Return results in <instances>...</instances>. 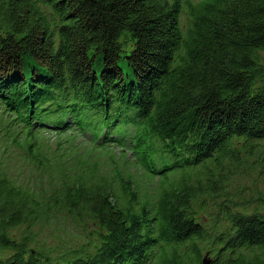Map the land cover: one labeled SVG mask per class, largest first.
I'll return each instance as SVG.
<instances>
[{"label":"trees","instance_id":"16d2710c","mask_svg":"<svg viewBox=\"0 0 264 264\" xmlns=\"http://www.w3.org/2000/svg\"><path fill=\"white\" fill-rule=\"evenodd\" d=\"M4 137L0 264H264V204L190 183L264 149V0H0Z\"/></svg>","mask_w":264,"mask_h":264},{"label":"rangeland","instance_id":"374dc122","mask_svg":"<svg viewBox=\"0 0 264 264\" xmlns=\"http://www.w3.org/2000/svg\"><path fill=\"white\" fill-rule=\"evenodd\" d=\"M40 134L44 140L55 139L53 132L43 131ZM111 148L117 151L115 147ZM22 154V148H17L10 139L0 138V166L6 168L9 174L18 178L20 182L30 178L29 169L23 166ZM230 159H233L234 165ZM230 159H225L219 173L214 172L212 179L215 183H206L201 173L196 178L192 177L190 181L192 185L199 186L196 179L201 182L202 188L198 199L208 210L216 209L223 202L229 204L241 202L247 207L259 206L258 203L264 204V149L252 154L239 152L237 158ZM132 172L136 173L134 170ZM203 214L208 215L200 213L201 216ZM204 220L207 222V219ZM61 222L59 219L52 221L39 234V238L44 239L47 247L56 248L61 245L63 250L64 247H72L77 243L76 233L69 229L64 231Z\"/></svg>","mask_w":264,"mask_h":264},{"label":"water","instance_id":"95a60500","mask_svg":"<svg viewBox=\"0 0 264 264\" xmlns=\"http://www.w3.org/2000/svg\"><path fill=\"white\" fill-rule=\"evenodd\" d=\"M210 263V259L208 257V254L206 253L204 256H203V259H202V264H209Z\"/></svg>","mask_w":264,"mask_h":264}]
</instances>
